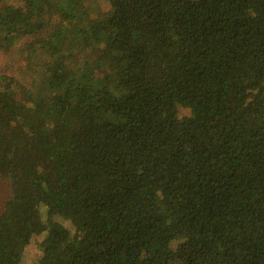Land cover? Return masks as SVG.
<instances>
[{"label":"trees","instance_id":"16d2710c","mask_svg":"<svg viewBox=\"0 0 264 264\" xmlns=\"http://www.w3.org/2000/svg\"><path fill=\"white\" fill-rule=\"evenodd\" d=\"M22 39L0 264H264V0H0Z\"/></svg>","mask_w":264,"mask_h":264},{"label":"rangeland","instance_id":"374dc122","mask_svg":"<svg viewBox=\"0 0 264 264\" xmlns=\"http://www.w3.org/2000/svg\"><path fill=\"white\" fill-rule=\"evenodd\" d=\"M98 8V6H97ZM35 38V36H32ZM25 42L24 39L17 42L13 47H10V50L0 52V74L5 75L10 78H15L19 81H22L24 84L29 82L28 76V62H25L17 51L18 48ZM9 82V79H5L2 77L0 81V88L5 86ZM16 91V95L19 99L23 101L26 100L25 94L22 91ZM179 115H189V110L186 108L179 107L178 108ZM8 192L7 185L5 182H0V208L2 207L3 200ZM54 220L61 222L64 226H66L71 233H73V227L68 219L63 218L62 216L55 215ZM44 232L38 235H34L31 237L29 243L25 246L22 258L18 264H33L41 255V246L40 242L43 238Z\"/></svg>","mask_w":264,"mask_h":264}]
</instances>
